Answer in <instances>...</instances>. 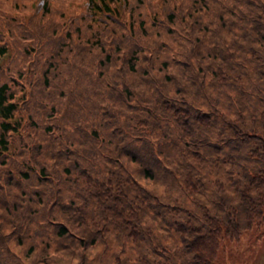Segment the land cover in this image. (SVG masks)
Returning a JSON list of instances; mask_svg holds the SVG:
<instances>
[{"label":"trees","instance_id":"1","mask_svg":"<svg viewBox=\"0 0 264 264\" xmlns=\"http://www.w3.org/2000/svg\"><path fill=\"white\" fill-rule=\"evenodd\" d=\"M31 1L0 0V264L264 237V0Z\"/></svg>","mask_w":264,"mask_h":264},{"label":"rangeland","instance_id":"2","mask_svg":"<svg viewBox=\"0 0 264 264\" xmlns=\"http://www.w3.org/2000/svg\"><path fill=\"white\" fill-rule=\"evenodd\" d=\"M32 1L34 10L39 11L42 8L39 1L42 0ZM69 1L71 2L68 4V8L71 10L74 8L83 10L87 4V0ZM96 1L99 4L101 3V0ZM118 4L123 7L125 5V0L118 2ZM123 12L127 11L124 10ZM10 133L11 132H9V134ZM260 232L261 230L254 226L245 231L238 240L223 239L225 241L219 251L216 264H264V237L259 236Z\"/></svg>","mask_w":264,"mask_h":264}]
</instances>
